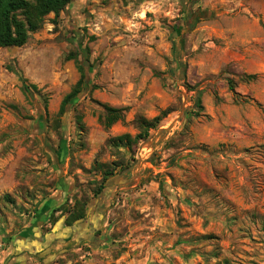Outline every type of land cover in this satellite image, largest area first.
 I'll use <instances>...</instances> for the list:
<instances>
[{
    "label": "rangeland",
    "instance_id": "obj_1",
    "mask_svg": "<svg viewBox=\"0 0 264 264\" xmlns=\"http://www.w3.org/2000/svg\"><path fill=\"white\" fill-rule=\"evenodd\" d=\"M129 1L139 0H73L22 49L0 50V167L15 169L12 191L0 187V229L35 223L44 235L73 226L71 213L97 198L100 162L131 174L115 196L110 240L55 242L30 264H264V0H147L141 23L119 11ZM234 28L258 39L237 49ZM76 32L97 62L89 89L62 118L61 100L80 77L66 60ZM237 51L246 59L235 60ZM114 62L118 73L105 70ZM8 66L39 87L34 100ZM142 70L154 78L146 90L166 94L163 106H143L142 94L143 112L133 104L125 121L105 128L101 105ZM186 83L202 91L203 110ZM168 107L131 151L108 143L139 132L136 114L152 119Z\"/></svg>",
    "mask_w": 264,
    "mask_h": 264
},
{
    "label": "trees",
    "instance_id": "obj_2",
    "mask_svg": "<svg viewBox=\"0 0 264 264\" xmlns=\"http://www.w3.org/2000/svg\"><path fill=\"white\" fill-rule=\"evenodd\" d=\"M73 0H0V50L10 47H23L27 44L32 33L39 31L46 20V17L54 13L55 16H59ZM198 0H191V3H195ZM186 7L187 4L182 2ZM181 23L178 21L172 28L173 33H178ZM93 37H90V39ZM175 38V37H174ZM84 34L80 32L75 33V37L70 40V43L74 46L75 52L67 55L66 60H75L76 67L80 73V77L72 89L65 94L61 100L58 116L66 118L71 106L80 99V97L87 92L91 84L90 73L95 68V63L90 60V49L88 46L83 45ZM81 56V57H79ZM79 57V58H78ZM7 70L17 76L21 83L20 90L26 98L34 100L35 95L40 92L39 87L35 83H31L22 72L13 66H8ZM247 78H254L255 75H247ZM230 90L236 94L234 83L231 79H227ZM186 89L191 94L194 106L199 111L203 110L202 105V91H195L194 87L186 83ZM97 86H93V89ZM195 91V93H193ZM259 104V103H258ZM103 112L99 115V122L105 127L110 128L119 121H125L126 112L129 107H114L110 104H102ZM37 110L42 117L43 109L38 105ZM196 113V116L199 115ZM44 112H47L46 106ZM171 112V108L168 107L160 112L159 115L152 119L147 118L142 114H136L133 120L135 127L139 132L132 136L130 133H124L116 137L108 139V143L113 147H124L131 151L134 144L150 139L151 130L157 129L164 117ZM42 121V119H41ZM41 129V128H40ZM38 130V129H36ZM84 130V126L81 125V131ZM40 132V130H38ZM44 128L41 129V132ZM152 160V159H151ZM95 166L103 174V178L99 187L94 191V198L98 197L103 190L108 186V181L123 173L124 169L119 173L117 171L118 165H110L107 163L96 162ZM128 168V167H126ZM1 198V197H0ZM3 199H9V194H5ZM85 203L78 211L71 213L70 223H75L80 219L86 218Z\"/></svg>",
    "mask_w": 264,
    "mask_h": 264
},
{
    "label": "crops",
    "instance_id": "obj_3",
    "mask_svg": "<svg viewBox=\"0 0 264 264\" xmlns=\"http://www.w3.org/2000/svg\"><path fill=\"white\" fill-rule=\"evenodd\" d=\"M121 1V0H120ZM147 0H139L137 2H128L124 5L122 2L119 5V11L126 13V17L133 18L138 17V21H147V12L150 9ZM145 17V19H143ZM125 19L127 24H130V18ZM129 22V23H128ZM151 23V22H150ZM249 32H240L238 28L233 29L232 43L236 48L239 46H248L252 40H257ZM24 47V46H23ZM23 47H10L11 50L22 49ZM258 52V51H257ZM235 60L246 59L244 52H235ZM117 66V65H116ZM115 66V62L112 66L107 65L105 67L110 69V72L118 73L119 68ZM108 69V70H109ZM139 81L130 84L126 91H119L114 95V98H109L108 103L114 107H129L135 104L136 110L143 112V108L138 104L137 99L140 95L144 94L142 103L143 106H163V101L166 94L163 91H151L146 90L148 87V81L152 78V75H148L145 71H139ZM17 77V76H16ZM19 81V80H18ZM113 89L115 86L111 85ZM113 181L108 185L104 191L88 205L86 209V218L80 219L74 223L73 226L67 227L64 222L60 223V226L56 231L49 234H42L41 225L38 224L33 227L27 225L16 226L10 225L0 229V264H30V260L40 257L50 249L55 242L64 243L65 241H84L89 244L105 243L110 240V234L112 228L109 224V217L113 209L115 202V196L119 189L128 187L131 183L130 172L122 173L112 179ZM15 184V169L9 168L6 170L4 167H0V187L5 186L8 192H11ZM150 208V207H149ZM9 219H11L9 217ZM11 221V220H10ZM162 221V219H161ZM160 221L159 224H162ZM109 226V227H108ZM111 228L110 232L109 229ZM165 231H167L165 229ZM70 239V240H69ZM96 246V244L94 245Z\"/></svg>",
    "mask_w": 264,
    "mask_h": 264
}]
</instances>
